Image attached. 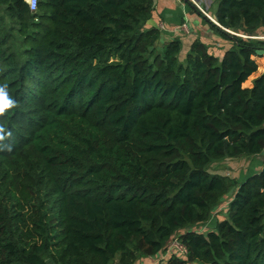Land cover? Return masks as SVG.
Segmentation results:
<instances>
[{"label": "trees", "instance_id": "trees-1", "mask_svg": "<svg viewBox=\"0 0 264 264\" xmlns=\"http://www.w3.org/2000/svg\"><path fill=\"white\" fill-rule=\"evenodd\" d=\"M212 3L181 57L154 0H0V264H264V168L207 170L264 148V0Z\"/></svg>", "mask_w": 264, "mask_h": 264}, {"label": "crops", "instance_id": "crops-1", "mask_svg": "<svg viewBox=\"0 0 264 264\" xmlns=\"http://www.w3.org/2000/svg\"><path fill=\"white\" fill-rule=\"evenodd\" d=\"M199 1L203 2L206 14H204L202 10L203 8L200 6L198 7L197 11L195 9L197 6L194 4V2H189L188 0H154V10L150 20L147 22V26H155L162 30L161 41L168 39L169 37H179L183 42L182 50L184 53L187 52L191 42L195 38H199L203 43H207L208 45L216 44L217 46H223V50H225L230 46V44H227V41H223L222 38H220L212 30L207 22L208 20L214 24L216 23L214 18L215 7L210 8L212 0ZM200 12L202 14H200ZM183 25L187 27L188 32L180 30ZM257 38L262 37L258 36ZM258 57H260L259 59L262 62L264 61V55L254 56L253 58L256 61ZM263 72L264 64L260 65L256 75L254 73V76L251 75L252 78L249 80V84H243V86L251 87L252 80ZM230 160L231 159H225L219 165L230 164ZM237 160H240L241 164L246 165L243 170H240L238 175H244L245 178L248 174L251 175L258 173V171L264 168V148L260 154ZM226 174L227 176H230L228 173ZM231 177L234 178L236 176L231 175Z\"/></svg>", "mask_w": 264, "mask_h": 264}, {"label": "rangeland", "instance_id": "rangeland-1", "mask_svg": "<svg viewBox=\"0 0 264 264\" xmlns=\"http://www.w3.org/2000/svg\"><path fill=\"white\" fill-rule=\"evenodd\" d=\"M194 4L197 6V9H198L199 6L202 7L203 8L202 10H203L204 14H206L205 13V9H204L203 2H200L199 0H196ZM211 7L214 8L215 5L213 3H211L210 8ZM10 25H11V19L8 17V15H6L5 11L2 9V11H0V28L7 29V28L10 27ZM180 30H183L184 32H188V29H187V27H185V25H183L180 28ZM230 32L234 36H237L236 34H239L237 32H233V31H230ZM258 33L260 34L259 37H262V39H264V27L260 28L258 30ZM183 56H184V52L181 54V57H183ZM259 58L260 57H258L256 59V62L258 64V68H257V71L254 72L255 75L258 73V70H259L260 65H263L264 64V61L262 62ZM254 74H252V76H254ZM252 76L247 79V81L245 82V84H249V80H251ZM230 161H231L230 164H222V165H219V164L222 163L223 161H217L216 164H212L207 170H208V172H216V173L222 174V175H225L226 173H228L230 175L228 177H231V175H234V176H236V177H234L235 180H238V179L243 178L244 175H241L240 176L238 174H239L240 170H243L246 167V165L245 164H241L240 160H237V159H231ZM236 163H239V164H236ZM226 176H227V174H226ZM234 190H235L234 187L231 188L229 190V192L227 193V195L222 199L221 204L213 212V215H212L213 218L210 219V221L208 222V224L196 225V226H193L190 229L196 230V231H199V232H204V231L207 230V228H210L211 227V223H214L215 220L222 219L224 217V212L226 211L227 203L229 201V198L233 194ZM178 235L179 234H176L173 237V239L171 240V244L174 242V239H177L178 238ZM169 249L176 251L179 254V256H183V254H181L182 251H180L179 249H175L173 247H171ZM167 254L168 253L163 254L162 256H158V257H156V259L155 258H140V259H138L135 262V264H164V259L166 257H168ZM163 257H165V258H163ZM159 259H161V260H159ZM110 264H119V263H118V261L116 259H114ZM189 264H198V263L192 262V263H189Z\"/></svg>", "mask_w": 264, "mask_h": 264}, {"label": "built area", "instance_id": "built-area-1", "mask_svg": "<svg viewBox=\"0 0 264 264\" xmlns=\"http://www.w3.org/2000/svg\"><path fill=\"white\" fill-rule=\"evenodd\" d=\"M191 2L195 3V0H190ZM26 3L30 10L34 11L37 6V0H26ZM172 247L179 249L182 252H186L183 247L178 243L177 239L171 244Z\"/></svg>", "mask_w": 264, "mask_h": 264}, {"label": "clouds", "instance_id": "clouds-1", "mask_svg": "<svg viewBox=\"0 0 264 264\" xmlns=\"http://www.w3.org/2000/svg\"><path fill=\"white\" fill-rule=\"evenodd\" d=\"M6 96H7V85H0V103L3 102Z\"/></svg>", "mask_w": 264, "mask_h": 264}, {"label": "water", "instance_id": "water-1", "mask_svg": "<svg viewBox=\"0 0 264 264\" xmlns=\"http://www.w3.org/2000/svg\"><path fill=\"white\" fill-rule=\"evenodd\" d=\"M216 25H218L217 23H215ZM219 26V25H218ZM227 32H230L229 30H226ZM231 33V32H230ZM232 34V33H231ZM237 36H242L240 34H236Z\"/></svg>", "mask_w": 264, "mask_h": 264}, {"label": "snow or ice", "instance_id": "snow-or-ice-1", "mask_svg": "<svg viewBox=\"0 0 264 264\" xmlns=\"http://www.w3.org/2000/svg\"><path fill=\"white\" fill-rule=\"evenodd\" d=\"M4 104H5V107H6V105H7V102H6V101H4Z\"/></svg>", "mask_w": 264, "mask_h": 264}]
</instances>
